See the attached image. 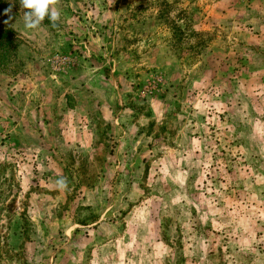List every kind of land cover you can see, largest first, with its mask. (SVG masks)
Masks as SVG:
<instances>
[{
	"label": "rangeland",
	"instance_id": "rangeland-1",
	"mask_svg": "<svg viewBox=\"0 0 264 264\" xmlns=\"http://www.w3.org/2000/svg\"><path fill=\"white\" fill-rule=\"evenodd\" d=\"M53 8L0 0V264H264V0Z\"/></svg>",
	"mask_w": 264,
	"mask_h": 264
},
{
	"label": "clouds",
	"instance_id": "clouds-1",
	"mask_svg": "<svg viewBox=\"0 0 264 264\" xmlns=\"http://www.w3.org/2000/svg\"><path fill=\"white\" fill-rule=\"evenodd\" d=\"M57 2L58 0H21L23 7L29 10L25 13L27 27H37L44 20L45 16H48L53 24H55L59 18V12L54 8L50 11V6H54Z\"/></svg>",
	"mask_w": 264,
	"mask_h": 264
},
{
	"label": "crops",
	"instance_id": "crops-1",
	"mask_svg": "<svg viewBox=\"0 0 264 264\" xmlns=\"http://www.w3.org/2000/svg\"><path fill=\"white\" fill-rule=\"evenodd\" d=\"M256 129H258V127L256 128ZM261 133H263L264 134V132H261ZM264 136V135H263ZM252 153V152H251ZM252 156H250L251 157V159H252V161L254 162V161H257L255 158H256V156L255 155H253V154H251ZM167 160H170V163H172L173 162V157L172 156H170ZM175 163H177V162H175ZM174 163V164H175ZM231 174V178L233 177V176H236V173L235 172H231L230 173ZM254 176H255V178H253L251 181V186H252V184H253V181H256L257 182V180H258V178H260L261 176L262 177H264V174L261 172V170L259 171V172H257V170H255V172H254ZM250 186V187H251ZM255 190H256V188H255ZM259 194V192L257 191H255V195H258ZM233 206H236L235 204H229V203H227V204H225V206H224V209H223V211L225 212H231V211H233V209L235 210L236 208H233ZM233 208V209H232ZM161 256H163L164 257V254H161Z\"/></svg>",
	"mask_w": 264,
	"mask_h": 264
},
{
	"label": "trees",
	"instance_id": "trees-1",
	"mask_svg": "<svg viewBox=\"0 0 264 264\" xmlns=\"http://www.w3.org/2000/svg\"><path fill=\"white\" fill-rule=\"evenodd\" d=\"M1 40H3L2 38H0V42H1Z\"/></svg>",
	"mask_w": 264,
	"mask_h": 264
}]
</instances>
